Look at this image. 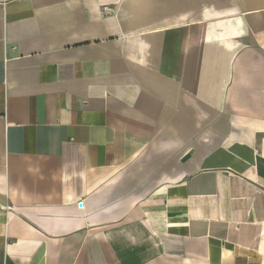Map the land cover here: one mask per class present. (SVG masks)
I'll return each mask as SVG.
<instances>
[{"label": "crops", "instance_id": "0c3cea01", "mask_svg": "<svg viewBox=\"0 0 264 264\" xmlns=\"http://www.w3.org/2000/svg\"><path fill=\"white\" fill-rule=\"evenodd\" d=\"M0 264H264V0H0Z\"/></svg>", "mask_w": 264, "mask_h": 264}, {"label": "built area", "instance_id": "2783aa9c", "mask_svg": "<svg viewBox=\"0 0 264 264\" xmlns=\"http://www.w3.org/2000/svg\"><path fill=\"white\" fill-rule=\"evenodd\" d=\"M0 118H1V115H0Z\"/></svg>", "mask_w": 264, "mask_h": 264}]
</instances>
